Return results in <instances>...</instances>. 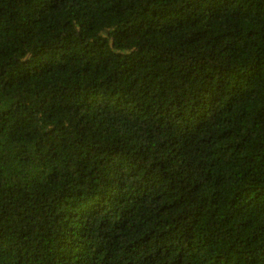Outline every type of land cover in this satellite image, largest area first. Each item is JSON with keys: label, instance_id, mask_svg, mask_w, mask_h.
I'll return each instance as SVG.
<instances>
[{"label": "trees", "instance_id": "1", "mask_svg": "<svg viewBox=\"0 0 264 264\" xmlns=\"http://www.w3.org/2000/svg\"><path fill=\"white\" fill-rule=\"evenodd\" d=\"M0 264H264V0H0Z\"/></svg>", "mask_w": 264, "mask_h": 264}]
</instances>
